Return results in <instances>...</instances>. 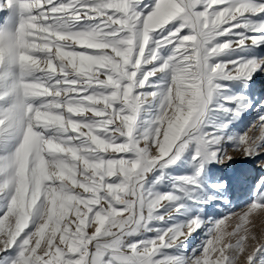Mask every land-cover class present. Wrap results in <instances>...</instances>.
<instances>
[{
    "label": "snow or ice",
    "instance_id": "obj_1",
    "mask_svg": "<svg viewBox=\"0 0 264 264\" xmlns=\"http://www.w3.org/2000/svg\"><path fill=\"white\" fill-rule=\"evenodd\" d=\"M0 12V264H264V233L246 226L264 217V175L232 231V211L203 219L230 203L226 182L205 191L209 164L264 170V90L225 95L264 56L220 59L264 47V0H0ZM188 153L193 175L172 177ZM186 201L200 206L191 219L153 226Z\"/></svg>",
    "mask_w": 264,
    "mask_h": 264
},
{
    "label": "rangeland",
    "instance_id": "obj_2",
    "mask_svg": "<svg viewBox=\"0 0 264 264\" xmlns=\"http://www.w3.org/2000/svg\"><path fill=\"white\" fill-rule=\"evenodd\" d=\"M4 13L0 12V22L3 20ZM223 39H229V37H222ZM253 55L264 56V47L254 49L253 51L240 52L236 51L230 56H222L220 59H235L238 56L251 57ZM231 89L230 92L225 93V95L242 93L249 98L258 95L261 90H264V72H258L253 78V82L249 83L247 88L242 87L239 83L229 84ZM259 113L255 110V105L253 108L248 109L244 112L239 119L235 120L231 126L230 131L235 134H243L246 132L255 122ZM250 136L255 134L259 135L258 132L253 128L252 131L248 133ZM233 145L231 143H225L223 145L224 149L229 150L230 155H238L232 151ZM190 153L186 154L185 160H182L177 165L169 168L167 171L172 177L180 176H191L194 173V167L189 166L186 162L190 157ZM260 175H264V170L257 167V161L246 160V159H234L227 162L226 164L213 163L209 164L206 170V174L203 177V183L205 186V191L209 194L212 193V189L208 185L217 182H226L228 184V195L227 199L230 202L228 205L222 204L219 200L214 201L211 204L203 206V219L207 220L209 217L213 219H218L220 216L224 215L228 211L235 213L226 221L228 231H232L237 223H240L239 217L245 211L244 206L251 202V192L254 188L255 181ZM170 189V183L161 185L158 191L161 193H167ZM238 195L240 199H238ZM200 199V196H197ZM192 210L187 214L173 215L170 220L165 221L163 225H158L155 221L153 226L167 227L175 223H180L192 218V216L197 214L196 209L199 205L191 204L190 202H185ZM218 205V207H217ZM249 221L246 226L251 230L250 234H261L264 233V217H260L256 214L249 216ZM208 227L206 224L199 231L192 234L191 237L185 241L186 248L188 252H191L193 248L199 245L204 237L205 229ZM147 236L155 235V233H146ZM140 237H134L133 239H138Z\"/></svg>",
    "mask_w": 264,
    "mask_h": 264
},
{
    "label": "bare ground",
    "instance_id": "obj_3",
    "mask_svg": "<svg viewBox=\"0 0 264 264\" xmlns=\"http://www.w3.org/2000/svg\"><path fill=\"white\" fill-rule=\"evenodd\" d=\"M238 199H240L239 195H238ZM188 245V243H186Z\"/></svg>",
    "mask_w": 264,
    "mask_h": 264
}]
</instances>
